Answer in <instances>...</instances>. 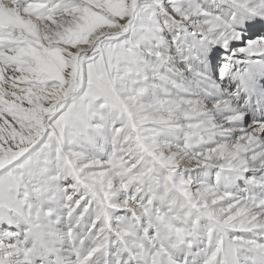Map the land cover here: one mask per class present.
I'll use <instances>...</instances> for the list:
<instances>
[{
  "label": "snow or ice",
  "instance_id": "snow-or-ice-1",
  "mask_svg": "<svg viewBox=\"0 0 264 264\" xmlns=\"http://www.w3.org/2000/svg\"><path fill=\"white\" fill-rule=\"evenodd\" d=\"M0 264H264V0H0Z\"/></svg>",
  "mask_w": 264,
  "mask_h": 264
}]
</instances>
